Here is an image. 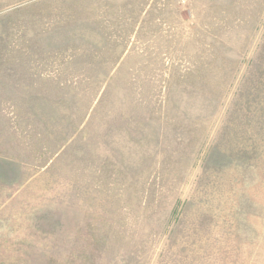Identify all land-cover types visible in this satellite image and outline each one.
Segmentation results:
<instances>
[{
	"label": "rangeland",
	"instance_id": "374dc122",
	"mask_svg": "<svg viewBox=\"0 0 264 264\" xmlns=\"http://www.w3.org/2000/svg\"><path fill=\"white\" fill-rule=\"evenodd\" d=\"M0 264H264V0H0Z\"/></svg>",
	"mask_w": 264,
	"mask_h": 264
}]
</instances>
